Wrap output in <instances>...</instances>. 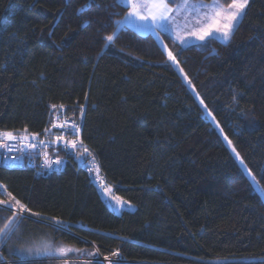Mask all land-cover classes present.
<instances>
[{"label":"trees","instance_id":"1","mask_svg":"<svg viewBox=\"0 0 264 264\" xmlns=\"http://www.w3.org/2000/svg\"><path fill=\"white\" fill-rule=\"evenodd\" d=\"M129 10L124 0H0V132L80 124L107 184L134 206L113 209L73 164L0 166V199L11 192L40 213L24 215L0 253L60 264L26 249L64 245L118 251L124 264H264V0H251L227 42L181 45L161 32L183 73L156 35L125 22ZM11 217L0 209V227Z\"/></svg>","mask_w":264,"mask_h":264},{"label":"snow or ice","instance_id":"2","mask_svg":"<svg viewBox=\"0 0 264 264\" xmlns=\"http://www.w3.org/2000/svg\"><path fill=\"white\" fill-rule=\"evenodd\" d=\"M126 2L130 5V10L128 11L127 17H125V19H127L128 17H136L146 23L150 22L153 31H155L158 36L160 34V29H166L169 23V14L173 11V9L168 6L170 0H143V2H141V0H126ZM184 4L186 7L189 6V0H184ZM248 4L249 0H230V2L227 3L226 6L220 3L219 0H213V3L211 5H201L200 7H197V5L192 4L190 5V7L194 12H196V23L191 29V31L187 32L186 34H181L178 32L177 39L179 40L181 45H186L191 43V40L189 39L190 37H194L197 41L203 42L206 40V38L214 37L218 34L222 37L223 41L227 42L233 34L234 29L238 25L242 15L245 13V9L247 8ZM202 8L208 9V11L204 12L203 19H201L200 16V11ZM142 9L144 11H142ZM4 22V20L0 19V24H3ZM115 23L119 25L122 23V21H116ZM115 38V33L107 35L104 38L107 42L105 46H110L111 43L114 42ZM164 47L165 51L167 52V60L170 61L173 65H176L177 68H179L177 56L173 52L167 50V45H165ZM179 70L181 73H183L182 68H179ZM184 79L187 81L189 86H192V81L187 77V75H184ZM192 90L193 92H195L194 87L192 88ZM197 98L199 99L198 93ZM199 102L201 105L204 104L203 99H199ZM206 107L207 106L205 105V108ZM83 115V106H81V116ZM208 115L212 116V113L208 112ZM212 119L215 120V117L212 116ZM54 127L65 129L68 135L78 137L79 126L75 123H72L70 128L65 124H55ZM217 127H219L218 123ZM45 131H47V129ZM221 132H223V129H221ZM5 139L8 141H15L17 137L11 132H0V147L6 148L8 151H11V146L3 143V140ZM57 139L63 140V134L57 136ZM224 140H226L228 142V145L231 146L232 142L228 139L226 135L224 136ZM40 143L43 144L44 141H40ZM26 147L35 148L36 145L29 144L26 145ZM65 147L67 148V145H65ZM71 148L77 150L79 148H83V151L85 153L89 152L87 147L83 145V141L79 140L78 138L71 141ZM232 151L236 152L234 147L232 148ZM236 156L237 159L240 160L241 165H244V161L240 159L239 153H236ZM56 164L59 165L60 161L57 160ZM46 166L49 168L52 166L51 163L47 161V159ZM244 166L248 174L252 176L253 174L251 170L247 169L246 165ZM253 180L255 181V176H253ZM0 188H3V185H0ZM4 190L6 191V189ZM7 195L11 197L13 201H15V205L8 203L6 200L0 199V205H6L7 210L12 211V217L8 219L6 223H4L3 227H0V239H3L4 241L10 240L11 235L18 231L20 223L27 218L24 216V213H28L31 216H40L39 212L34 211L28 205L16 199V197L12 196L11 192H8ZM115 199L120 204L121 208H123L127 204V201L121 202L119 200V197H116ZM14 208L15 210H13ZM52 220H54L57 225L63 223L55 217H53ZM26 251L29 254H32L34 252L37 256H67L69 252L80 250L65 247L50 250L48 246H45L42 249L37 248L35 250L32 248H28L26 249ZM112 255L114 257L119 258L120 253L118 251H115L112 253ZM0 259H3L2 253H0ZM104 259L108 260V257L106 256ZM64 264H68V261L65 260ZM109 264H119V259L110 260Z\"/></svg>","mask_w":264,"mask_h":264},{"label":"built area","instance_id":"3","mask_svg":"<svg viewBox=\"0 0 264 264\" xmlns=\"http://www.w3.org/2000/svg\"><path fill=\"white\" fill-rule=\"evenodd\" d=\"M72 121H55L48 129L44 136L29 135L27 133L15 134L17 139L15 141L3 140V143L11 146L12 150L8 151L6 148L0 147V166H8L10 168H32L40 174L47 173H61L68 168L70 164L76 165L78 169L84 170L87 173L89 179L96 184L100 192H104V183H107L102 175V170L98 163L97 158L90 154L85 153L83 148L72 149L71 141L79 139L82 133L81 126H79V133L77 136L68 135L65 129L54 127L55 124H65L69 128ZM63 134L64 139L58 140L57 136ZM26 137V138H25ZM40 141H44L43 144ZM35 144V148L26 147V145ZM67 145V148L65 147ZM63 151H70L74 154V159H70L64 155ZM46 159L51 163V167L46 166ZM59 160L60 164L57 165L56 161ZM6 208L4 205H0V209ZM7 209V208H6ZM97 257L94 259L96 262L102 264H109L110 260L119 259V264H124L125 261L121 254L119 258L113 255L107 256L108 260L104 258L98 249L94 252Z\"/></svg>","mask_w":264,"mask_h":264},{"label":"rangeland","instance_id":"4","mask_svg":"<svg viewBox=\"0 0 264 264\" xmlns=\"http://www.w3.org/2000/svg\"><path fill=\"white\" fill-rule=\"evenodd\" d=\"M141 2H143V0H141ZM219 2L222 3L221 0H219ZM250 2H251V0H249V4H250ZM124 3L128 4L126 2V0H124ZM212 3L213 2L204 3V2H197V1L195 2L193 0H189V6H187V7L184 4V0L178 6H173L170 3H168V6L171 9H173V11L169 14V23H168L167 26L168 27H172V28L174 27L173 30H177L181 34H186L187 32L191 31V29L193 28V26L196 23V20H195L196 12H194L191 9L190 5L195 4V5H197V7H200L201 5H211ZM249 4H248V6H249ZM248 6H247V8H248ZM247 8L245 9V12H246ZM142 11H144V10L142 9ZM206 11H208L207 8H202L201 9V11H200L201 19H203L204 12H206ZM244 14L242 15L239 23L241 22ZM125 22L128 25L134 27L136 30H138L140 33H143V34H150L153 31V28L151 27L150 22L146 23L144 21L139 20L136 17H128ZM235 29H234V31H235ZM177 31H175V32L178 33ZM214 37L222 39V37L219 36L218 34L216 36H214ZM209 38H211V37L206 38V40L209 39ZM189 39L191 40L190 44L201 42V41H197L194 37H190ZM162 44H163V46L166 45V43L164 41H162ZM190 44H186V45H190ZM167 50H168V48H167ZM211 119H212V117H211ZM242 166L245 168L244 165H242ZM104 187H105V189H104L103 195L107 199L108 203L110 204V206L113 209L117 210L118 212H122V211H124L125 209H128V208L129 209H134V206L131 205L128 202L123 208H121L120 204L115 199L116 197H119V196H117L114 193L113 189L107 183H104ZM119 200L121 202L125 201L121 197H119ZM7 202L12 204V205H15V201H13L11 197H8V201ZM4 206L6 207V205H4ZM13 210H15V208ZM26 214L27 213H24V215H26ZM60 247L72 248V247H67V246H64V245H60V246L52 248L50 250H55V249L60 248ZM73 249H76V248H73ZM78 252L79 251H77V252L76 251L69 252L67 256H60V255H56V256L60 257L58 259V260H61L60 264H64L65 260L68 261V264H96V263H99V262H96L94 260L97 257V255L94 253L95 250H92V251L84 250L81 253H78ZM90 253H91V255H90Z\"/></svg>","mask_w":264,"mask_h":264},{"label":"crops","instance_id":"5","mask_svg":"<svg viewBox=\"0 0 264 264\" xmlns=\"http://www.w3.org/2000/svg\"><path fill=\"white\" fill-rule=\"evenodd\" d=\"M180 5V4H179ZM174 28V27H173ZM173 28L172 27H166V29H160L159 31H160V34H159V36L156 34V32L155 31H152L151 33L152 34H154V35H156L158 38H159V40L162 42L163 40H162V37H161V32H167V33H169V34H171V35H173L176 39H177V33L175 32V31H177V30H173ZM178 32V31H177ZM178 40V39H177ZM83 250H80L78 253H81ZM77 252V251H76Z\"/></svg>","mask_w":264,"mask_h":264},{"label":"water","instance_id":"6","mask_svg":"<svg viewBox=\"0 0 264 264\" xmlns=\"http://www.w3.org/2000/svg\"><path fill=\"white\" fill-rule=\"evenodd\" d=\"M3 261H4V264H10L7 260H6V258L3 256Z\"/></svg>","mask_w":264,"mask_h":264}]
</instances>
